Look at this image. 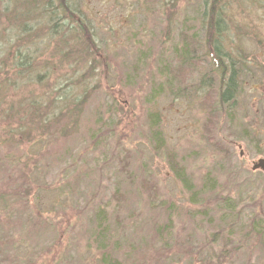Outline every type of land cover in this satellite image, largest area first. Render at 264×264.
<instances>
[{"label": "rangeland", "instance_id": "1", "mask_svg": "<svg viewBox=\"0 0 264 264\" xmlns=\"http://www.w3.org/2000/svg\"><path fill=\"white\" fill-rule=\"evenodd\" d=\"M76 2L78 12L95 29L92 46L100 63L95 62L88 78L83 68L67 75L72 86L62 91L64 101L58 99V87L65 83V78L59 79L62 76L48 78L37 87L38 94L54 98L55 109L48 113L46 109L48 115L87 94L77 129L69 136L58 139L52 125L51 136L43 134L37 141L22 143L14 134L15 142L7 144L11 135L6 128L11 123L0 121V142L4 141L0 185L6 180L0 188V247L10 254L1 257L0 264H102L94 234L98 231L94 215L99 211L105 212L113 237L120 242L119 251L106 248L109 264H264V170L252 168L258 158H264V0H228L233 23L249 22L260 40L259 45L244 42L248 63L232 118L220 113L216 86L211 88L210 102L218 117L208 128L201 92L189 99L163 92L152 106L159 113L166 146L158 151L147 139L148 109L141 98L147 80L140 85L142 91L124 84V73L135 61V34L159 32L155 0ZM177 3L181 7L173 21L177 28L169 37L174 43L183 24V7L192 5L187 14L195 17L202 10L200 0ZM243 11L250 15L245 18ZM191 25L201 40L198 22ZM151 44L155 53L157 39ZM167 48L171 52L170 45ZM108 55L110 70L102 63ZM7 78L14 80L11 75ZM77 79L86 88L76 87ZM96 81L98 87L89 90ZM17 84L4 93L0 108L9 104L18 110L16 103L11 104L19 99ZM43 145L47 147L42 151ZM168 150L176 154L196 191L209 171L215 180L211 193L197 191V201L190 202V193L169 169ZM123 152L126 165L120 170L123 162L120 166L117 157ZM13 187L19 188V195L12 193ZM168 209L174 213L160 239L155 232L167 221Z\"/></svg>", "mask_w": 264, "mask_h": 264}, {"label": "trees", "instance_id": "2", "mask_svg": "<svg viewBox=\"0 0 264 264\" xmlns=\"http://www.w3.org/2000/svg\"><path fill=\"white\" fill-rule=\"evenodd\" d=\"M177 1L180 0H173V2L155 0L157 6L154 8V14H157L159 24H161L159 32L151 36L143 30L137 34L134 33L135 39L132 40L134 41L135 61L128 68V72L124 73V84L132 87V90L142 91L140 85L144 84V79L147 80V88L141 98L144 99V104L148 109L146 111L147 139L156 151L166 149L159 113L152 109L156 97L166 92L178 98L189 99L192 95L196 96L201 92L203 101L206 103L205 128H208L213 118L218 117L215 107L210 102L213 93L211 88L216 86V101L220 113L231 119L236 109L237 97L243 88L242 78L248 63L244 58V42L248 39L255 45L260 44L256 30L249 22L233 23L228 0H200L202 10L198 17L187 14L189 6L192 5L188 4L187 8L184 6L183 16L181 14L183 24L177 30L178 41L177 43L171 42L170 34L173 28H177L173 21L178 18L177 11L181 10ZM76 3V0H0V54L2 50L5 52V57L0 56V93L2 94L0 106L6 99L4 93L7 89H13L18 83L17 89L20 94L16 96L19 99L11 101V104L16 103L18 110L22 111V115L19 116V111L9 104L6 107L4 105V109L0 108V115L3 114L0 116V121L6 120L11 124L17 122L13 128L11 124L6 128L8 134L11 135L6 140L7 144L12 143L11 141L15 142L12 138L14 134L18 139L21 138L22 143L37 141L43 134L51 136L53 129L49 130V127L52 125L58 131V139L69 136L77 129V122L82 117V104L87 94L83 93V98L82 96L75 98L68 106L61 107L57 113L51 111L48 115L46 109L47 113L49 109H55L51 106L55 103L54 98L51 94L45 96L38 94L37 89L48 78L62 76L59 79L65 78V83L58 87L60 90L58 99L62 100L66 96L62 92L64 88L72 86L66 79L67 75H73L79 68H83L87 76L84 77L88 78L93 74L95 62L100 63L95 58V50L92 46V41L94 42L92 32L95 29L94 27L92 29V22L87 21L84 15L78 12ZM246 11L242 13L245 18L250 15L246 14ZM196 18L198 19L194 20ZM192 22H198L202 29L203 38L201 40L197 38L196 31L192 29ZM127 38H131V34ZM152 39H157L158 50L155 53L151 51ZM169 45L171 52H168ZM104 56L107 57V54ZM110 60L111 57L108 55V59L102 62L109 70L112 68ZM122 65L124 67L125 64ZM9 75L14 79L13 81L7 78ZM138 79H142L139 84ZM79 80H76V87L81 84L86 88L85 84L80 83ZM97 85L96 81L89 90L98 87ZM27 86H31V90H27ZM86 90L89 92L88 88ZM131 93L130 90L129 94ZM43 97L46 98L47 105L42 103ZM66 108L67 112L64 111ZM215 128H220V124ZM0 143L3 144L4 141ZM46 147L43 145L42 151ZM119 156L117 162L121 166L124 152L122 157ZM166 157L173 176L184 190L190 193V202L197 201V199L195 201V195L198 192L199 194L211 193L215 180L208 174L209 171L205 172L197 192L191 183L190 175L185 172L176 154L168 150ZM10 163L12 164V160ZM122 164L120 170L125 169L126 162ZM5 182L6 180L1 182L0 188ZM18 191L19 188L13 187L12 193L19 195ZM223 200L226 201L227 198ZM120 208L118 207L117 210ZM225 208L232 211L227 204ZM167 211V221L161 223V226L158 225L157 233L155 232V234L159 233L160 239L166 232L165 229H168L171 214L174 213V210L168 209ZM94 218L98 227L97 233L94 232L95 240L103 254L101 263L109 264L111 256L106 248L109 247L111 252L119 251L120 242L113 237L114 231L108 226L104 211L96 212ZM223 218L228 221L226 217L223 216ZM259 228L262 229L261 223ZM259 235L262 238L260 233ZM6 253L9 254L7 249L0 247V259L5 258Z\"/></svg>", "mask_w": 264, "mask_h": 264}, {"label": "water", "instance_id": "3", "mask_svg": "<svg viewBox=\"0 0 264 264\" xmlns=\"http://www.w3.org/2000/svg\"><path fill=\"white\" fill-rule=\"evenodd\" d=\"M261 168L264 170V158H259L253 165H252V168Z\"/></svg>", "mask_w": 264, "mask_h": 264}]
</instances>
